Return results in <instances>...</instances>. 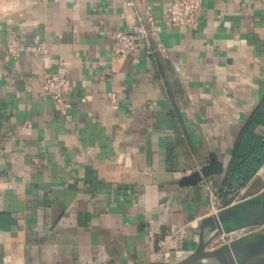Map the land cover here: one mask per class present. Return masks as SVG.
<instances>
[{"label": "crops", "instance_id": "crops-1", "mask_svg": "<svg viewBox=\"0 0 264 264\" xmlns=\"http://www.w3.org/2000/svg\"><path fill=\"white\" fill-rule=\"evenodd\" d=\"M173 1L0 0V264L175 263L195 250L214 213L207 189L180 181L215 154L224 173L207 181L233 186L240 145L264 128V0H203L195 30L162 23ZM147 6L166 55L114 59L116 32ZM11 33L47 54L14 61ZM55 75L63 104L41 96ZM238 185L219 209H264V162ZM150 223L179 236L161 248Z\"/></svg>", "mask_w": 264, "mask_h": 264}, {"label": "built area", "instance_id": "built-area-1", "mask_svg": "<svg viewBox=\"0 0 264 264\" xmlns=\"http://www.w3.org/2000/svg\"><path fill=\"white\" fill-rule=\"evenodd\" d=\"M41 1L58 2L60 0ZM202 1L203 0H174L168 8L162 23L172 28L197 29L202 11ZM124 6L125 9H127L132 6V2H126ZM159 23L160 21L154 17L149 6L145 7L142 13H136L134 22L129 30H119L116 32L111 51L112 57L114 59H126L140 48H143L148 56H155L156 54L166 55L167 48L160 37ZM6 48L14 61L18 60L24 51L29 52L33 58H39L47 54L45 46L40 44L38 40L29 46L22 45L16 33H11L6 36ZM65 84L66 78L62 75L45 78L41 92L42 98L50 99L57 104H63L66 100ZM109 97L114 106L117 107L116 97L113 94ZM256 134L264 139V128H258ZM207 180L208 179H203L199 184L207 189L211 211H213L214 214L222 210L218 208L220 196L222 194H230L235 199H238L242 193V188L238 185V179L236 178L234 179L235 184L233 186H226L222 190L217 189ZM240 202L241 201H235L232 205ZM179 233V229L172 227L164 230L163 227L152 223L148 226V236L153 243L164 234L166 242L165 240L161 243H159L160 241L158 242L161 248L167 246L168 241L170 243L172 240H176ZM262 235H264V223H257L239 231L224 234L211 244V248L229 244L233 240L243 237Z\"/></svg>", "mask_w": 264, "mask_h": 264}, {"label": "water", "instance_id": "water-1", "mask_svg": "<svg viewBox=\"0 0 264 264\" xmlns=\"http://www.w3.org/2000/svg\"><path fill=\"white\" fill-rule=\"evenodd\" d=\"M223 173L222 162L215 154H211L206 166L184 177L179 185L180 187H194L203 179ZM253 201L264 203V194L254 198ZM257 223H264V209L249 201L231 205L199 221L197 246L185 259L175 263L149 264H264V235L243 237L229 244L211 248V244L224 234L239 231Z\"/></svg>", "mask_w": 264, "mask_h": 264}, {"label": "trees", "instance_id": "trees-1", "mask_svg": "<svg viewBox=\"0 0 264 264\" xmlns=\"http://www.w3.org/2000/svg\"><path fill=\"white\" fill-rule=\"evenodd\" d=\"M255 137L246 136L240 145L230 169V182L235 178L240 181L249 179L264 162V139Z\"/></svg>", "mask_w": 264, "mask_h": 264}]
</instances>
